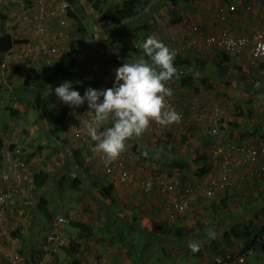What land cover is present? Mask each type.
<instances>
[{
	"label": "crops",
	"instance_id": "crops-1",
	"mask_svg": "<svg viewBox=\"0 0 264 264\" xmlns=\"http://www.w3.org/2000/svg\"><path fill=\"white\" fill-rule=\"evenodd\" d=\"M244 3V0H120L117 5L119 6L118 18L125 21L127 19L125 17L128 14L135 12L134 17H137L135 21L133 20L129 24L119 22L118 24L123 25H119L116 30H111L115 27L114 21L102 22L100 19H95V27L93 28L90 25L93 35H90V39L84 40L82 45L87 47L80 49L82 57L69 70L66 78V81L70 80L72 82L73 89L79 91L81 95L89 87L93 89L113 87L115 69L123 63L135 62L142 56L147 59L143 45L149 36H154L158 40L163 41L171 49L175 50V58L180 57L184 60V65L175 64L179 78H174L167 84L173 89L172 96L178 97L183 108L187 109L189 121L183 124H171L162 129H155L151 123L149 129L141 137L131 138L127 141L126 148L133 152L135 162H139L138 164L145 169L147 177L149 176L148 178L155 181L164 180L181 183V185L185 183L193 184L196 177L207 178L213 168L221 165V160L219 162V159L213 154V144L217 142L224 144L225 142H232L238 145L253 144L262 136L264 125L261 121L262 118L264 119V105L260 101V95H255L256 97L253 95L245 101L248 105V114L245 117L237 118L234 113V116L232 115V110L225 107L219 110L218 115L222 127L221 136L217 142H212L206 136L204 128L195 124L192 119L194 117L193 99H198V104L204 105V99L211 91L209 86H213L215 81L219 84H215L214 87L222 94L227 86L237 84L241 87L243 79H253L257 84L260 82L257 76L263 75L264 77V74H260L261 71L264 72L262 67L252 68L249 66L247 53L242 58L234 60L219 51L205 53L196 49H188L183 41L184 32L193 25L199 26L207 33H212L215 29H227L234 36H247L254 32L257 21L263 13L262 0H256L253 4L252 13L246 15L239 12L240 7ZM230 5L236 6L238 12L228 15L223 21L219 20L218 12L221 9L225 10ZM1 19L4 21L2 16ZM16 38L18 37L16 36ZM21 39L25 42L18 44L19 42L17 41L12 49L20 50L23 47H27L28 41L24 38ZM53 60L46 55L44 56V64H49ZM15 63L13 71L21 67V65L18 67V64ZM211 64H216L219 68H223L222 71L214 75L211 73V69H207ZM234 69L242 72L241 76L231 73ZM249 69L254 70V75L247 72ZM26 70H28V66L19 69L18 72L21 73ZM18 72L17 74L14 73L12 77L16 78ZM261 81H264V79ZM25 88V86H22L8 89L11 94L6 90H0V99H8L9 106L14 109L7 108L9 115L15 116L20 109L18 106L20 104H17V100H20L19 98L24 96L29 98L27 94L31 92ZM54 89L49 86L44 89V140L47 136H53L57 138L61 145H66L63 148L65 150L67 149V144H69L68 148L71 146L72 149L77 147L75 148L77 149L76 151L71 150V158L69 157V161L62 169L64 173L60 169L63 166L60 164V160L62 161L61 157H65L62 156L63 153L65 154L63 150H61L62 155L56 150L58 153L56 152L57 155L55 156L42 149L41 146H38L39 144L37 145V139H33V128L29 131L30 133H28L24 141L29 144L28 155H32L31 153L33 152L36 155H40L41 153H36L37 150H41L44 153V157L41 156L38 161H41V168L50 177L52 175L56 176L58 170H61L58 174L62 173L64 176L70 173L72 179H79L80 185L83 184L85 187V190H83L85 195L79 198L78 201L76 200L74 206L79 208L81 204L84 206L85 211H89L83 214L79 220H76V222L89 227V231L84 232L75 227L69 230L71 234L68 245L71 243L78 250L76 263L156 264L154 262L156 255L152 252L157 249L154 248V251L152 250L154 246L151 240L150 250L148 242L150 237L147 234H157L158 238L165 242L167 235L161 234L162 230H166L168 234L179 229H182L180 232H185L196 223L193 220L196 218L195 215L183 214L172 220L161 210V204L156 198L148 199L144 197L135 184L119 183L105 176L97 162L98 151H87V148H83L81 144L78 145L79 142L69 143L71 137L68 134L69 130L67 127L75 129L79 124H82V116L84 117V114H90L89 112L92 111L88 109L86 103L78 108H69L62 104L53 94L48 98L47 96L53 93ZM228 91H233V89H228ZM211 92L219 95L218 92ZM226 95L228 94L226 93ZM14 96L16 99H12ZM21 100L25 101V99ZM64 107H67L69 111L63 121L64 128L62 129L58 124V116ZM1 108L0 100V116L2 115ZM233 112L236 113L234 110ZM13 122L15 121L10 119L4 122L0 120V128H5V125ZM111 125V119L104 121L100 125V130L103 131L111 127ZM34 144H36L35 147H33ZM45 147L46 142H44ZM78 149L84 151H79ZM144 151H147V156L142 155ZM77 154L79 156L75 157ZM72 155H74L73 158ZM226 156H231V154L224 151L220 155V157L224 158ZM182 163L187 166L180 170ZM175 164H179V167H175ZM249 171V166L232 168L230 178L233 181V186L209 201L208 206L214 210L217 219L226 217L222 216V213L229 211L224 210L228 203L236 202L238 205L244 203L249 206V200L255 202L251 206L253 208L250 206L246 208L245 213H247V209H254V211H260L264 215V173H256L249 178L247 176ZM102 192L106 193V195L103 196ZM91 193L94 195L93 200L96 199L97 206L93 200L86 199ZM25 202L23 199L16 200L15 204H13L16 207L8 206L9 224L7 227L16 228L21 234L20 238L22 240L25 239L27 241L32 238V242L24 244V250L31 252L34 251V244L37 243V238L33 235L34 225L32 218H27L26 215L19 212L21 208H17L22 207ZM208 206L206 205L199 211L201 213L198 214H201L202 218H204L202 213L204 210L205 212L208 210ZM76 211H79V209ZM73 216L75 215H69V217ZM240 219L241 217L238 218V220ZM242 219L245 220L244 218ZM118 226H121L120 230L117 229ZM154 226H156V229H154ZM8 228L2 229L4 234L8 231ZM145 228H147L146 231H142ZM231 228L234 227L231 226ZM115 229L117 233H115ZM248 230L253 232L254 227L251 229L248 227ZM1 234L0 231V240H3ZM6 234L8 236L4 237V240L7 242H15L18 245L23 244L21 239L11 237L9 233ZM161 235L162 237H159ZM188 237L200 241V246L202 240L208 239L205 231L197 233L196 230L188 234ZM169 238L171 241L176 237L169 236ZM242 240L238 245L242 243ZM171 244L174 243L172 242ZM1 247L2 256L7 257L8 254L6 255L4 247ZM160 252L163 262L161 264H166L165 262L177 264L178 261H184L188 258H185L184 253L180 255L176 249H169L167 256L164 255L163 250ZM253 253L254 251L247 255Z\"/></svg>",
	"mask_w": 264,
	"mask_h": 264
},
{
	"label": "rangeland",
	"instance_id": "rangeland-1",
	"mask_svg": "<svg viewBox=\"0 0 264 264\" xmlns=\"http://www.w3.org/2000/svg\"><path fill=\"white\" fill-rule=\"evenodd\" d=\"M86 0H74L73 4L71 5V11L67 13L66 19L70 23V28L68 31L69 38L71 41H76L77 42V47L78 48H86V45H82L84 43L85 39H90V35H93V32L90 30V25L94 28L95 26V19H100L102 13L101 11H96L97 9L94 8V0L92 2L87 1L88 3L85 2ZM97 1V0H95ZM114 2H107L106 0L103 1V3L100 6H103L101 8L105 9L106 7H111V6H116V4L119 3V0H116ZM101 3V1H100ZM114 3V4H111ZM109 5V6H108ZM111 5V6H110ZM13 5L8 4V7L2 8L3 10H0V58L3 59L5 63V68L1 69L0 68V90H6L10 91L8 89H13L14 87H24L23 82L25 80V77L27 75H31V77H36L42 72V69L44 67V56L46 55L50 59H57L58 56H50L48 55L46 51V44H40V43H33L29 42L27 47H23L20 50H14L13 45L5 47L6 44L5 42L10 39L11 43L12 40L15 39L17 36V33L14 32L15 30L12 28L10 21H8L7 15L8 12L13 9ZM1 16L6 17V22L1 19ZM130 16H126L125 18H129ZM99 21V20H98ZM115 24V23H114ZM5 25L8 30V38L5 37L6 32L2 28H5ZM15 33V34H14ZM185 33V32H184ZM89 40H87L88 42ZM9 42V41H8ZM90 43V41H89ZM67 49H72L71 45H66ZM89 46V45H88ZM64 50H61L63 52ZM17 61V63H15ZM15 64L21 65L20 68H17L15 71L12 69H15ZM52 64V61L49 63ZM28 66V70L22 71L21 73L18 72L19 69ZM216 64H211L207 69H211V73L214 75H217L219 71H222L223 68H219L218 66L216 67ZM219 68V69H218ZM231 68V66H229ZM17 77H12V75L17 74ZM249 74L254 75V70H247ZM231 73L233 74H242V72L239 71H234L232 70ZM260 74H264L263 71L260 72ZM241 76V75H240ZM256 78V77H255ZM259 79V85H262L258 88H256V81L250 78L243 79V84L237 85L234 84L233 86H227L225 92L220 94L221 92L217 90L214 85L219 84L218 82H214L213 86H209V90L211 87V91L218 92L219 95H216L213 92H209L206 98L204 99L205 101L203 102L205 105H208L212 108H215L219 110L222 107H225L226 109L232 110V115H236L237 118H242L245 117L246 114H248V105L246 104L245 101L247 99H250L251 96L254 95L256 97L257 95H260L259 98L260 101H262V104L264 105V81H261L264 79L263 75L257 76ZM220 82V81H219ZM17 85V86H15ZM256 88V89H255ZM262 88V89H261ZM228 89H233V91H228ZM226 93L228 95H226ZM11 94V92H9ZM54 96V92L50 93L47 97L50 98L51 96ZM256 95V96H255ZM29 98L26 96L19 98L20 100H17L18 105L20 109L18 110L17 114L15 116H11L8 113L7 108H11L9 106V101L6 98H1V112L2 115L0 116L1 121H15L11 124L5 125V128H0V140L7 142L8 140L16 144L19 148H22L23 152L28 153L29 151V144H26L24 139L30 133L29 131L32 129V135L33 139H37V145L41 146L42 149H45L48 151L49 154L51 155H57L56 152L58 151L59 154L62 155L61 148L55 143H46V147L44 148V89L39 91V94L33 92L32 94H27ZM262 96V97H261ZM12 99H16L15 96ZM21 99H25L21 100ZM47 99V98H46ZM236 111L235 112H233ZM228 113V111L226 110ZM90 114H87L88 116H94L93 112H89ZM13 114V113H12ZM61 114V111L59 113V116ZM86 116V114H84ZM233 115V116H234ZM58 116V119H59ZM249 119V116H248ZM83 120V116H82ZM81 120V121H82ZM15 123V124H14ZM261 123L264 125V119L262 118ZM25 124V126H23ZM25 127V128H23ZM69 130V135L71 137V140H69V143H78V145L81 144L80 139L76 136L79 131V126L76 127L75 129L68 128ZM6 131V132H5ZM263 134V131H262ZM8 135V136H7ZM7 138V141H6ZM23 139V141H22ZM93 142V143H92ZM97 141H93L90 139V137L87 139L85 143H83L81 146L83 148H87V151H90L89 148L95 147V144ZM36 144L33 145L35 147ZM66 146V145H65ZM58 147V148H56ZM67 147H69V144H67ZM79 147V146H78ZM72 148V146H71ZM57 150V151H56ZM84 151V150H81ZM55 152V153H54ZM57 152V153H58ZM36 153H41L40 155H36L35 152L31 153L32 155L29 154V159L26 161L24 154L23 156H20V159L25 163V173L27 174V183L23 187V192L21 193L20 198H18L17 201L19 200H24L26 201L22 207L19 210L22 214L26 215L29 218L34 219L33 222L35 221V228L33 235L36 236L37 238V243L34 244V251H31V254L28 253V255H25V250H24V245H18L15 244V242H7L4 240V237L8 236L5 232L3 233L2 229L8 228L7 225L9 224V208L8 206H16L13 205L15 204L16 201L8 203L7 206L2 207V221L1 224L3 227H0L1 231V238L3 240H0L1 246L4 247L6 251L7 257H9L10 252L12 251H18L20 252V263L21 264H65V254L63 249L56 250L55 252L47 250V247L45 246L44 243V238L48 234V231H50L53 228V219L57 215H61L64 219H66L67 226L63 227V229L60 231L62 235L64 236L65 242L64 246H69L70 242V234L69 230L73 228L70 224V222L79 220V218L83 215L86 214V212H89L88 210L85 211L84 206L80 204L79 208L74 206L76 203V200L78 201L79 198L85 195V187L82 185L76 187L75 189H71V179L72 176L70 173H67L66 179L64 181H50L47 182L46 186L43 187L42 189H36L32 185L31 181V176L38 173V172H44L43 168H41V161H38V158L41 156L44 157V153L41 152V150H37ZM47 153V152H46ZM133 153V152H132ZM74 156V155H73ZM72 156V158H73ZM79 154H77L75 157H78ZM5 157V156H4ZM60 158V157H59ZM84 158V157H83ZM62 161L60 160V164L63 165V163H66V159L61 157ZM69 161V160H68ZM138 161V159H137ZM139 163V162H138ZM135 162L134 159V154H133V166L138 167L141 169L143 176H145L147 179H149L146 175L145 169ZM60 165V166H61ZM170 165V164H169ZM185 163H182V166L179 168L184 169L186 167ZM62 168V167H61ZM60 168V169H61ZM97 169V167H96ZM59 172V170H58ZM57 172V175H58ZM153 176V175H151ZM59 177V175H58ZM57 177V178H58ZM199 178H202L201 176L196 177V180H199ZM205 179V178H203ZM195 180V181H196ZM181 183H179L180 185ZM140 193L148 198L151 199V196H146L143 194L141 191ZM97 195V194H96ZM93 193L89 197H86V199H91L93 200ZM98 198V197H97ZM249 199V198H248ZM247 199V200H248ZM246 200V202H247ZM210 201V200H209ZM209 201H205V203L200 206L197 210H195L192 213H187L188 215H195V219H193L195 224H193L192 228L189 229V232L196 230L197 233H202V231H205V234L207 235V230L213 229L216 232V238L213 240L205 239L202 240V244L199 248L198 252H191V250L188 248V244L191 241H197L195 239H191L188 237V235H185L182 232L178 231H172L169 232V234L166 232V230H162L161 234L167 235L165 242L161 241L158 238L157 234H147L149 237L152 235L154 236L152 239V250L155 248L157 249L156 251L152 252L156 255L154 262L156 264H161L162 258H161V252L163 250L164 255L167 256V251L169 249H176L177 252L184 253L186 258L184 261L180 260L177 262V264H209L210 260L215 256V255H224V254H238L239 246H241L244 243V239L242 240V243L238 245V243L241 240L236 239V235L238 233H244L248 227L251 229L254 227L253 231V236L257 235L260 231V229L264 225V215L260 213V211H254V209H247V213H245V210L247 207H251L254 205V202H250L249 206L246 204H236L234 206L232 202L228 203V206L224 207V210H229L227 213H222V216H226L225 218L223 217L222 219H217L216 214L214 213V210L208 206ZM94 204L97 206L98 204L96 203V199L93 200ZM245 202V203H246ZM207 205L208 210L205 212L203 211L202 214H204V218L201 217V213L199 212L203 207ZM243 205V207H241ZM239 207V208H238ZM253 208V207H251ZM79 211H76L78 210ZM235 210V211H234ZM76 211V212H74ZM234 211V212H233ZM73 212V213H72ZM232 212V213H229ZM243 213H245L243 215ZM69 215H75L73 217H69ZM186 215V214H185ZM201 217V218H200ZM241 217L240 220L238 218ZM182 218V217H181ZM198 218H200L198 220ZM244 218L245 220H243ZM180 219V218H179ZM238 221V222H237ZM79 223V222H77ZM233 226L234 228H231ZM231 228V229H230ZM147 228H145L142 231H146ZM154 229H156V226H154ZM9 230V229H8ZM164 231V232H163ZM10 233V232H8ZM148 233V232H146ZM169 236L176 237L173 240H169ZM148 237V238H149ZM159 237H162L159 236ZM17 238V237H16ZM147 238V239H148ZM18 239V238H17ZM20 239V237H19ZM32 240V238H31ZM32 242V241H30ZM29 242V243H30ZM173 242L174 244H171ZM200 243V241H198ZM21 243L26 244L25 239H21ZM0 246V264H8V259L6 256H2V247ZM202 248L204 249L202 251ZM220 248L219 250H217ZM40 249V250H39ZM166 250V252H165ZM176 252V251H175ZM24 253V255H23ZM149 254V253H148ZM6 257V258H5ZM22 258V259H21ZM166 264H175V263H169L165 262ZM245 264H264V254L261 252L260 249L256 250L253 254H249L245 257Z\"/></svg>",
	"mask_w": 264,
	"mask_h": 264
},
{
	"label": "built area",
	"instance_id": "built-area-1",
	"mask_svg": "<svg viewBox=\"0 0 264 264\" xmlns=\"http://www.w3.org/2000/svg\"><path fill=\"white\" fill-rule=\"evenodd\" d=\"M244 1L239 12L243 15L252 13L256 0ZM8 4L13 5V9L8 12L7 18L17 33V37L24 38L28 42L46 44V51L50 56H60L62 53L70 51L66 45H71L72 49H78L77 42L71 41L68 34L70 23L67 21L66 15L72 10L69 0H7L2 3L1 10L8 7ZM262 6L263 13L257 21L256 28L247 36H234L227 29H215L212 33H207L199 26L193 25L185 31L184 44L188 49H196L205 53L219 51L234 60L242 58L247 53L249 66L258 68L264 65V0H262ZM236 12H238V8L230 5L225 10L221 9L217 16L219 20L223 21L228 15ZM136 19L137 17L133 16L126 19L123 24H129ZM118 27L119 25L116 24L111 30H116ZM61 50L64 51L61 52ZM0 68H5L4 61L1 62ZM167 86L170 87L168 84ZM197 100L193 99V122L204 128L206 136L212 142H217L221 136L222 127L218 110L205 104L199 105ZM168 102L170 107L181 116L180 122L173 124H183L189 121L188 111L183 108L178 97L171 96L168 98ZM92 121L93 116L86 115L83 117L82 124H79L76 136L81 142H86L90 137L86 125ZM152 125L155 129L166 127L156 122H152ZM255 142L239 145L232 142L213 144V154L219 159V162L221 160V165L213 168L207 178H200L193 184L179 185V183L171 181L147 179L143 176L144 172L142 173L140 168L133 166V153L128 148L116 159H109L99 152L97 160L104 175L119 183L135 184L143 194L156 198L161 204V210L174 220L180 215L194 212L205 201L213 199L232 187L233 181L230 178L232 168L249 166L248 175L245 173L249 178L256 173H264V128L262 136ZM224 151L230 153L231 156L220 157ZM12 152L15 158L5 156L0 162V227H2V207L18 200L28 181L25 163L20 159L21 149L14 148ZM149 183L151 188L146 189V185ZM66 226V219L61 216L54 218L53 230L47 236L48 243L53 242L55 245L53 252L57 250L58 246L64 245L65 239L60 231ZM260 234L258 241L264 242V225L260 229ZM242 248L243 245L239 246L238 254L215 255L209 264H244L245 254H241ZM9 256V264H21L20 255L17 252L12 251Z\"/></svg>",
	"mask_w": 264,
	"mask_h": 264
},
{
	"label": "clouds",
	"instance_id": "clouds-1",
	"mask_svg": "<svg viewBox=\"0 0 264 264\" xmlns=\"http://www.w3.org/2000/svg\"><path fill=\"white\" fill-rule=\"evenodd\" d=\"M143 49L147 59L142 56L115 69L111 88L89 87L81 95L73 89L70 81H64L54 89L55 97L62 104L78 108L86 103L94 113L93 121L86 125L90 139L97 141L95 147L89 148L90 152L98 151L97 155L100 152L109 159H116L126 150L127 141L141 137L152 122L161 126L180 122V114L168 102L173 89L167 86V82L179 78L174 64L175 50L154 36L146 39ZM255 86L260 87L259 83ZM109 119L111 127L101 131L100 125ZM142 155L147 156V151ZM150 188L149 183L146 189ZM207 237L210 241L215 239L216 232L207 230ZM188 248L193 253L198 252L200 243L191 241Z\"/></svg>",
	"mask_w": 264,
	"mask_h": 264
},
{
	"label": "trees",
	"instance_id": "trees-1",
	"mask_svg": "<svg viewBox=\"0 0 264 264\" xmlns=\"http://www.w3.org/2000/svg\"><path fill=\"white\" fill-rule=\"evenodd\" d=\"M7 0H0V10H1V7H2V3L5 2ZM89 1V2H92L93 0H86V2ZM101 1V3H100ZM116 0H111V1H107V2H114V3H117L115 2ZM120 1V0H119ZM94 4H91L94 6V8H96L97 10L96 11H101L102 13V16H101V21L103 22H110V21H114L113 23H115L114 25L118 24L119 22L120 23H123L124 19H119L118 15H119V6H117L118 4H116V6H111V7H106L105 9H102L101 8L103 6H100L103 1L102 0H97L95 1L94 0ZM69 3L70 4H73L74 3V0H69ZM88 3V2H87ZM114 3H111V4H114ZM109 6V5H108ZM127 16H130L129 18L135 16V12L134 13H131L130 15L128 14ZM3 17V16H2ZM4 21L6 22V17L4 16ZM127 18V19H129ZM118 25H123V24H118ZM4 30L6 29L7 30V27L5 25V28L2 27ZM5 30V32H6ZM15 32V31H14ZM15 34V33H14ZM7 37L8 38V30L6 32V35L3 37L5 38ZM19 39H21V37H18ZM18 38L15 37L14 40H12V43L10 41V39H8V41L5 42L6 46L5 47H8L11 45H14L15 43H17V41L19 42L18 44L20 43H23L25 41H22L19 40ZM18 39V40H17ZM9 48V47H8ZM1 49V48H0ZM82 57V53L79 49H72L70 51H67V52H64L62 53L59 57H57V59H55V61L53 60L52 64H45L43 69H42V72L37 75L36 77H31V75H27L25 77V80L23 82V85L26 87L25 89L26 90H29L31 92V94L33 92L38 93L39 94V91L40 90H43V89H46L47 86H49L50 88H56L57 86L60 85V83L66 81V78L69 74V70L74 67L80 60V58ZM3 61L2 58H0V64L1 62ZM174 64L176 65H184V60L180 57H176L175 60H174ZM260 67H262V69H264V65H261ZM68 108L67 107H64L61 111V114L59 116V119H58V124L60 125V127L63 129L64 128V120L68 114ZM8 136V135H7ZM6 141H7V138H6ZM46 143H56L60 148L61 150H63V152H65V154L63 153L62 156H65L63 157V159L65 158L66 159V163L67 161L69 160V157L71 158V150H77L75 148H68L65 150L63 148H65V146L61 145L59 143V141L57 140V138L53 137V136H47V138L45 139ZM81 145H82V142H81ZM14 148H19L16 144H14L13 142L11 141H3V138L2 140H0V162L2 161L3 157L4 156H8L9 158H15V155L13 154V149ZM58 148V147H57ZM21 151H22V148H20ZM79 151H81L80 149H78ZM24 154V157L26 159V161L29 159V155L26 152H23L22 151V154L21 156H23ZM73 156V155H72ZM63 164L62 169H64V166L66 165ZM175 167H179V164H175L174 165ZM59 170V171H61ZM62 173H64V170H62ZM62 173L56 174V176H51L49 174H47L46 172H38L34 175L31 176V181H32V185L36 188V189H42L43 187L46 186L47 182H50L49 180L52 179L51 181H64L66 179V175H62ZM58 177V178H57ZM80 181L79 179H72V182H71V186L70 188L71 189H75L77 186L80 185ZM103 196L106 195V193L102 192L101 193ZM16 207V206H15ZM19 208V207H17ZM57 216H61V215H57ZM56 217V216H55ZM54 217V218H55ZM62 217V216H61ZM184 217V216H183ZM29 218V217H27ZM31 219V218H29ZM54 220V219H53ZM179 220V219H178ZM32 223L33 225L35 224V221L33 222V219H32ZM71 226L72 227H75V228H78L79 230L81 231H84V232H88L89 231V227H86L85 225H82L80 223H77L75 221H72L70 222ZM35 226V225H34ZM35 228V227H34ZM118 230L121 229V226H118L117 228ZM53 228L48 231V234L45 236L44 238V243H45V246L47 247V250L49 251H52L54 248H55V245L53 244V242L51 243H48L47 241V236L52 232ZM180 230L182 231V229H179L178 232H180ZM9 233V235L11 237H14V238H18L20 237L21 234H19L18 230H16V228H11L7 231V233ZM164 232V231H163ZM115 233H117V230L115 229ZM185 234V235H188L191 232H189V230H186L185 232H182V234ZM253 232H251L250 230H246L244 233H238L236 235V239H244V243H243V248H242V251H241V254H245L244 257L247 256L248 252L249 251H256L258 249L261 250V252L264 254V242H259L258 239L259 236L261 235L260 234V231L257 235L253 236L252 234ZM154 236H150V239L148 240L149 242V247H150V250H151V240L154 239L153 238ZM21 239V238H20ZM31 239L27 240L26 243L30 242ZM24 245V244H22ZM73 245L70 243L69 246H64V245H61V246H58L56 249L59 250L60 248L64 250V254L66 256L65 258V264H77L76 263V253L78 252L77 250V247L74 248V246L72 247ZM40 250V249H39ZM17 252L18 255H20V252L18 253V251H15ZM25 252V255L28 253L31 254L30 251H24ZM53 252V251H52ZM24 255V253H23ZM21 256V255H20ZM22 259V258H21ZM9 264V263H8ZM245 264V263H244Z\"/></svg>",
	"mask_w": 264,
	"mask_h": 264
}]
</instances>
